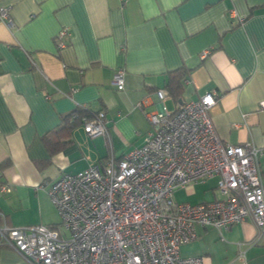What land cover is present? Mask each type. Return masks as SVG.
Wrapping results in <instances>:
<instances>
[{"label":"crops","instance_id":"crops-1","mask_svg":"<svg viewBox=\"0 0 264 264\" xmlns=\"http://www.w3.org/2000/svg\"><path fill=\"white\" fill-rule=\"evenodd\" d=\"M0 6H9L12 18L10 27L0 20V184L8 187L0 190V225L53 226L58 213L49 183L141 145L152 128L145 112L161 107L154 92L177 67L186 71L182 93L175 99L166 92L167 109L213 89L219 96L209 112L220 138L251 140L264 150L258 107L264 0H0ZM63 26L67 44L59 48L54 36ZM118 67L125 70L122 89L112 83ZM78 105L104 110L108 135L89 136L81 123L61 130ZM260 171L264 176V153ZM196 231L180 245L181 256L264 264V233L257 236L250 217L225 230ZM0 264L29 263L0 242Z\"/></svg>","mask_w":264,"mask_h":264},{"label":"built area","instance_id":"built-area-1","mask_svg":"<svg viewBox=\"0 0 264 264\" xmlns=\"http://www.w3.org/2000/svg\"><path fill=\"white\" fill-rule=\"evenodd\" d=\"M0 20L12 26L9 6H0ZM67 34L65 26L56 32L59 48L67 44ZM208 52L202 50L201 57ZM124 75L123 67L114 71L117 89L124 87ZM154 94L161 107L145 112L152 128L141 145L49 183L63 233L42 223L3 224L0 242L29 264H203L201 256L179 252L182 243L197 237V225L225 230L250 217L257 236L264 233V150L251 140L234 144L220 138L209 112L219 96L215 90L172 110L163 104V88ZM258 107L264 109V99ZM107 121L102 109L81 116L89 136L108 135ZM211 177H217L213 199L192 203L173 198L175 188ZM0 190L8 187L0 184Z\"/></svg>","mask_w":264,"mask_h":264},{"label":"trees","instance_id":"trees-1","mask_svg":"<svg viewBox=\"0 0 264 264\" xmlns=\"http://www.w3.org/2000/svg\"><path fill=\"white\" fill-rule=\"evenodd\" d=\"M186 74V71L182 67H177L168 72L167 80L164 86V90L170 95H172L175 99H179L182 93V80ZM92 111L88 107H83L82 105H78L73 109L67 116L64 117V126L61 127V130L69 131L71 125L75 123H81V116L87 115L90 116ZM74 114V116H73ZM65 142L60 143L62 146ZM58 148V146H57Z\"/></svg>","mask_w":264,"mask_h":264},{"label":"rangeland","instance_id":"rangeland-1","mask_svg":"<svg viewBox=\"0 0 264 264\" xmlns=\"http://www.w3.org/2000/svg\"><path fill=\"white\" fill-rule=\"evenodd\" d=\"M216 179L217 177H211L205 182L190 183L185 187H177L173 190V198L176 200L187 201L208 199L212 196V194H218L216 188H210V186L216 183ZM57 219L58 220L55 221V224L52 228L57 230L59 233H63L65 229L64 226L60 223L59 215L57 216Z\"/></svg>","mask_w":264,"mask_h":264}]
</instances>
